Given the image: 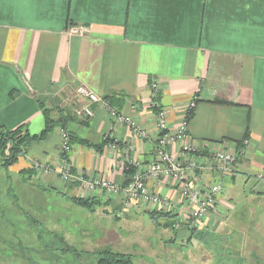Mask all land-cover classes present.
<instances>
[{
    "label": "crops",
    "instance_id": "crops-1",
    "mask_svg": "<svg viewBox=\"0 0 264 264\" xmlns=\"http://www.w3.org/2000/svg\"><path fill=\"white\" fill-rule=\"evenodd\" d=\"M77 26L82 33L72 31ZM153 81L171 130L195 101L186 137L168 147L186 168L192 189L221 178L213 169L215 151L238 154L232 172L222 179L216 211L196 232L175 230L164 218L154 222L148 212L164 206L132 201L126 208L118 193L96 189L86 194L57 174L61 129L74 137L67 159L76 172L121 185L126 152L139 169L153 161L159 133L156 110L149 107ZM78 85L119 98L118 109L147 136L138 138L99 105L90 120H77L72 109ZM38 102L51 108L54 118L64 115V127L58 124L12 165L0 167L6 182L0 187L17 192L0 195L6 205L16 208L18 202L33 210L34 199L51 192L89 196L101 203L85 210L89 215L116 220L146 215L155 230L169 231L164 239L169 246L190 233L198 243L214 240L217 246L175 249L182 256L196 254L200 264H264V0H0V125L23 124L29 133H40L44 118ZM186 144L193 150L183 151ZM31 161L52 170H30ZM145 185L173 204V215L189 210L190 200L175 179H147ZM55 234L76 249L68 233Z\"/></svg>",
    "mask_w": 264,
    "mask_h": 264
},
{
    "label": "rangeland",
    "instance_id": "rangeland-1",
    "mask_svg": "<svg viewBox=\"0 0 264 264\" xmlns=\"http://www.w3.org/2000/svg\"><path fill=\"white\" fill-rule=\"evenodd\" d=\"M246 146L247 144L243 143L240 150L245 151ZM234 154L238 157L237 152L234 151ZM31 162L30 170L45 173L42 169L33 166L35 161ZM0 167L2 166L0 165ZM229 174L230 172L221 176V188L215 196L214 205L198 216L193 215L194 210L198 208V205L193 202H190L189 210L182 216L177 213L173 215L171 209L173 204H170L169 201L163 203L164 205L162 203L156 205L146 203L151 206H164V208L155 207L154 211L169 214L166 218L158 217L156 219H166L164 221L166 226H171L175 230L183 229L196 232L203 228V218L210 212L216 211V198L222 189V179ZM61 180L65 181L62 178ZM66 182L72 183L70 181ZM4 183L6 182L0 177V184ZM32 184L35 186L34 183ZM38 187L44 190L41 186ZM100 190L108 193H118L121 202H125L123 194L119 191ZM7 191L0 187V195L7 192L13 196L17 193L10 187ZM89 192L92 191H85L86 194H89ZM39 197L40 200L34 199L35 206H33V210L31 207L21 205L18 202L16 208L11 207L6 205L0 197V264H95L98 250L103 249L130 254L137 264H200L196 254L190 253L182 256L176 254L175 249L180 250L181 246L200 247L208 242L211 246H217L216 242L214 244V240L208 239H202L201 243H198V237H192V233L179 236L178 241L169 246V243L164 241L166 235L170 234L169 231H164L163 234V231L155 230L154 224L146 215L137 217L139 215L131 214L130 217L121 218L120 220L113 219L112 216L102 219L95 215H89L90 213L88 214L85 210L92 211L87 208L76 204V206H71L68 201L71 200V197H93L65 196L63 193L54 192H51V194L42 193ZM23 199L29 202L28 198L23 197ZM133 201L142 200L137 198ZM125 207L127 208V206ZM56 232L65 234V236L68 233V236H66L67 241L76 248V252L67 250L70 245L65 244L62 239L58 238ZM222 246L224 244H221ZM220 256H223V254ZM181 258L182 260H180Z\"/></svg>",
    "mask_w": 264,
    "mask_h": 264
},
{
    "label": "built area",
    "instance_id": "built-area-1",
    "mask_svg": "<svg viewBox=\"0 0 264 264\" xmlns=\"http://www.w3.org/2000/svg\"><path fill=\"white\" fill-rule=\"evenodd\" d=\"M73 32L82 33V27L77 26L72 28ZM158 84L153 81L150 83L151 99L149 107L156 110L155 119L156 126L159 131L156 138L155 153L156 157L153 161L149 162L144 169H139L136 162L129 160L128 152H126L125 166H131L135 168L133 175L129 182L125 184H114L107 180L88 176L80 171L73 170L71 164L67 159V153L70 150L71 140L69 133L61 129L60 130V144H59V166L57 173L65 181L77 183L78 188L81 191H94L96 189H107L109 191H119L123 194L125 199V205L128 206L130 202L139 198L144 202L156 204H165L158 196L149 191L145 185L147 179H159L161 177H171L178 183H181V193L187 197L190 202L196 203L198 208L194 210L193 215L198 216L206 211L207 208L214 205L215 196L221 188V178L216 182L209 184L207 187L201 189H192L187 181V171L183 163L180 160L174 158L168 150V147L175 142L181 141L186 137L187 132V116L195 107V101L191 100L185 107V114L178 126L171 130L165 121V113L160 108L157 101ZM74 107L72 109V115L79 121H88L94 116L95 105L102 106L109 113L112 120L120 122L129 127L138 138H145L147 136L146 131L140 127L137 121L124 113H122L116 107L110 105L104 97L98 95L90 88L78 85L73 91ZM247 144L246 141L243 142ZM111 147H115L111 144ZM183 151L193 150L192 146L186 144L182 146ZM244 150H241L243 153ZM214 159L213 169L224 176L232 171L233 165L237 160V155L234 152L215 151L212 154ZM35 168L42 169L45 173L52 170V166L48 164H41L35 162L33 165ZM188 167H195L193 162L188 163Z\"/></svg>",
    "mask_w": 264,
    "mask_h": 264
},
{
    "label": "trees",
    "instance_id": "trees-1",
    "mask_svg": "<svg viewBox=\"0 0 264 264\" xmlns=\"http://www.w3.org/2000/svg\"><path fill=\"white\" fill-rule=\"evenodd\" d=\"M13 96V93L10 94ZM104 99L112 106L116 107L121 106V100L116 98L114 95L104 96ZM41 109L43 118H44V128L38 134H31L27 131L25 126L19 125L12 129L4 128L0 125V165L4 168L12 165L17 161L18 157L21 156L26 148L33 142H38L43 139L50 133L58 124L63 128L64 115L54 118L52 115V109L46 107L43 102H38ZM191 112L187 116V120L190 117ZM70 140H74V137L69 133ZM84 143V142H82ZM134 168L127 166L124 170L126 180L123 184L130 181L131 176L134 173ZM71 200L74 204L87 208L90 211H93L96 206L101 204L99 201L94 198H82V197H71ZM149 216L155 222L158 217H168L169 214L165 212L158 211H149ZM67 250L76 252L74 248L67 247ZM95 264H137L132 259L130 254L114 252L109 249H104L98 251L97 259Z\"/></svg>",
    "mask_w": 264,
    "mask_h": 264
}]
</instances>
